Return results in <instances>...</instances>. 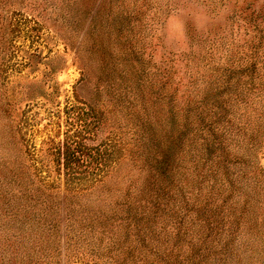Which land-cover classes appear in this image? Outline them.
I'll list each match as a JSON object with an SVG mask.
<instances>
[{
    "label": "rangeland",
    "instance_id": "obj_1",
    "mask_svg": "<svg viewBox=\"0 0 264 264\" xmlns=\"http://www.w3.org/2000/svg\"><path fill=\"white\" fill-rule=\"evenodd\" d=\"M0 264H264V0H0Z\"/></svg>",
    "mask_w": 264,
    "mask_h": 264
},
{
    "label": "trees",
    "instance_id": "obj_2",
    "mask_svg": "<svg viewBox=\"0 0 264 264\" xmlns=\"http://www.w3.org/2000/svg\"><path fill=\"white\" fill-rule=\"evenodd\" d=\"M70 167V166H69ZM71 170H75L73 167H70ZM72 172V171H71Z\"/></svg>",
    "mask_w": 264,
    "mask_h": 264
}]
</instances>
